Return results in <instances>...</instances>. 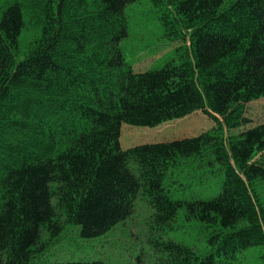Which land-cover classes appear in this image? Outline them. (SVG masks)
<instances>
[{"label":"trees","instance_id":"obj_1","mask_svg":"<svg viewBox=\"0 0 264 264\" xmlns=\"http://www.w3.org/2000/svg\"><path fill=\"white\" fill-rule=\"evenodd\" d=\"M134 2L33 0L2 11L0 264H109L36 258L67 225L84 239L104 235L139 195L155 227L183 210L206 232L203 254L155 242L160 264H223L264 246V0H150L174 48L143 72L120 49ZM26 26L39 36L20 58ZM206 118L210 130L190 133ZM163 124L156 141L151 130ZM120 139L137 145L122 149ZM182 160L221 174L216 197L169 196Z\"/></svg>","mask_w":264,"mask_h":264},{"label":"rangeland","instance_id":"obj_2","mask_svg":"<svg viewBox=\"0 0 264 264\" xmlns=\"http://www.w3.org/2000/svg\"><path fill=\"white\" fill-rule=\"evenodd\" d=\"M33 0H0V15L3 10L14 3L22 8ZM233 0H224L225 4ZM24 20L26 15L23 11ZM128 22V36L120 43V49L125 62L131 65L134 72L160 69L164 63L173 57L174 44L163 36V27L158 20L159 12L152 6L150 0H135L125 9ZM39 36V31L26 26L19 39L20 58L27 51V44ZM196 116L197 113L195 114ZM194 116V115H193ZM192 116V117H193ZM199 117V116H198ZM190 120V121H189ZM192 119H187L191 122ZM206 124L189 128L190 133L199 128L210 130L214 123L205 119ZM203 120L202 123L205 122ZM181 122V121H179ZM161 125L151 130V136L157 135ZM244 125L235 131L236 134L244 130ZM181 132L173 134L169 139H177ZM193 136V134H190ZM187 136V137H190ZM166 136H155L156 141H165ZM131 143L136 139L130 140ZM122 149L135 146H126L120 139ZM185 164L174 170L165 184L169 196L174 200L193 201L208 200L218 195L221 174L212 177L203 174V168L198 163L184 161ZM153 210L147 201L137 196L132 214L123 222L115 225L110 231L99 237L84 239L79 235V228L67 225L58 237L47 242L43 251L37 256L40 263H77V262H105L109 264H160L162 254L154 245L161 240H171L191 247L194 251L203 254L209 246L206 243L204 226L198 222H186L184 212H178L175 221L164 228H157L152 223ZM48 235L42 237L46 242ZM264 246L252 247L240 253L236 259L225 261L223 264H260Z\"/></svg>","mask_w":264,"mask_h":264}]
</instances>
